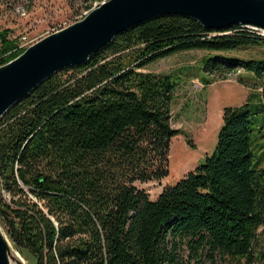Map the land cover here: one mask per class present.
Instances as JSON below:
<instances>
[{"label":"trees","instance_id":"obj_1","mask_svg":"<svg viewBox=\"0 0 264 264\" xmlns=\"http://www.w3.org/2000/svg\"><path fill=\"white\" fill-rule=\"evenodd\" d=\"M0 31V66L22 49ZM264 48L233 26L211 31L163 15L120 34L89 61L55 74L0 119V222L30 264H195L249 259L264 226V59L221 55ZM219 53L203 71L258 82L222 110L214 152L155 201L134 183L168 176L175 85L148 65L191 51ZM209 82H204L208 84Z\"/></svg>","mask_w":264,"mask_h":264},{"label":"rangeland","instance_id":"obj_2","mask_svg":"<svg viewBox=\"0 0 264 264\" xmlns=\"http://www.w3.org/2000/svg\"><path fill=\"white\" fill-rule=\"evenodd\" d=\"M106 1L108 0H0V31L10 30L11 39H15L22 49L18 56L1 66L14 61L28 47L44 38L82 21ZM218 54L198 50L181 52L141 70L169 76L175 85L170 124L179 132L169 145L168 176L160 181L134 183L136 188L148 193L150 201H155L164 187L175 185L186 173L202 165L206 155L210 156L214 152L222 124V110L225 107H239L250 94L260 92L258 82L251 73L237 71L225 75L222 80L216 74H206L203 71L206 60ZM221 55L259 60L264 59V48L249 47ZM261 133L264 144V130ZM0 199L9 202L6 193H1ZM0 229L6 235L1 222ZM256 240L249 259L232 260L215 256L213 264H264V226L260 227ZM176 255L184 264H195L193 254L185 244ZM21 257L28 264V256ZM12 261V264L17 262ZM202 264H209L205 256Z\"/></svg>","mask_w":264,"mask_h":264},{"label":"water","instance_id":"obj_3","mask_svg":"<svg viewBox=\"0 0 264 264\" xmlns=\"http://www.w3.org/2000/svg\"><path fill=\"white\" fill-rule=\"evenodd\" d=\"M163 15L187 17L217 32L233 26L264 30V0H108L82 21L44 38L0 67V119L45 80L86 64L121 32ZM15 259L27 264L0 229V264Z\"/></svg>","mask_w":264,"mask_h":264},{"label":"built area","instance_id":"obj_4","mask_svg":"<svg viewBox=\"0 0 264 264\" xmlns=\"http://www.w3.org/2000/svg\"><path fill=\"white\" fill-rule=\"evenodd\" d=\"M248 29H251V30L255 31V32L258 33L260 36L264 37V30L259 29V28H255V27H249Z\"/></svg>","mask_w":264,"mask_h":264},{"label":"bare ground","instance_id":"obj_5","mask_svg":"<svg viewBox=\"0 0 264 264\" xmlns=\"http://www.w3.org/2000/svg\"><path fill=\"white\" fill-rule=\"evenodd\" d=\"M15 261H17L16 259H15ZM13 262V261H12ZM12 264V263H11Z\"/></svg>","mask_w":264,"mask_h":264},{"label":"crops","instance_id":"obj_6","mask_svg":"<svg viewBox=\"0 0 264 264\" xmlns=\"http://www.w3.org/2000/svg\"><path fill=\"white\" fill-rule=\"evenodd\" d=\"M207 135V134H206ZM207 154V152L205 153V155Z\"/></svg>","mask_w":264,"mask_h":264}]
</instances>
